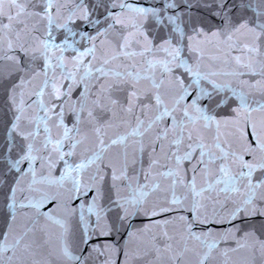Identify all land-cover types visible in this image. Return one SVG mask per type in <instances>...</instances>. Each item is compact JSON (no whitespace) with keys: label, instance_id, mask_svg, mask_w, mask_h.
I'll return each instance as SVG.
<instances>
[{"label":"snow or ice","instance_id":"1","mask_svg":"<svg viewBox=\"0 0 264 264\" xmlns=\"http://www.w3.org/2000/svg\"><path fill=\"white\" fill-rule=\"evenodd\" d=\"M0 264H264V0H0Z\"/></svg>","mask_w":264,"mask_h":264}]
</instances>
